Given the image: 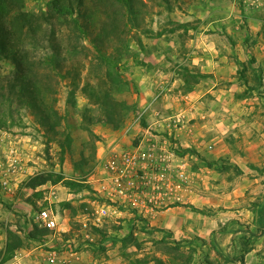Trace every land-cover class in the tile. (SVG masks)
I'll use <instances>...</instances> for the list:
<instances>
[{
  "label": "rangeland",
  "instance_id": "374dc122",
  "mask_svg": "<svg viewBox=\"0 0 264 264\" xmlns=\"http://www.w3.org/2000/svg\"><path fill=\"white\" fill-rule=\"evenodd\" d=\"M86 1V8L88 7L90 11L97 10V15H94L96 26H101L104 20L103 11L100 12L95 7L96 3L93 0ZM144 1L148 2V0ZM157 1L165 3L162 0ZM25 4L26 11L43 14L49 10L50 0H25ZM167 4L170 7L149 3L145 19L139 15L134 25L131 23L127 25L130 20L122 18L120 23L124 31L122 42L112 41L109 44V52L115 56L118 55V49H122L117 64L122 77L120 84L114 87V96L133 107L126 122L119 129L114 130L108 125L100 107L89 99L90 92L106 88V82L111 80L108 74L113 70L112 65L98 61L91 39L80 34L72 22L55 20L57 42L61 46L63 57L66 58L64 70L75 68L78 74L75 78L77 89L73 93L71 92L73 79H61L55 76L50 81L51 90L55 92L54 94L52 91V94L57 100L53 106L62 118L56 133L49 132L39 125L31 110L17 107L15 104L8 107V104L3 105L0 102V114H5L7 119L6 127L0 130V264H23L24 251L47 252L51 246L52 250L57 252L67 250L76 252L78 243L90 245L96 257L100 259L111 257L126 264H132L138 259L146 260V264H209V261L212 264H241L242 259L245 264H264V225L256 222V204L264 198V159L262 157H259L260 161L252 163L254 171H250V175H254L253 185L246 184L248 191L244 190V183L239 182V185L232 186L230 182H224L225 175H219L216 172L218 168H209L206 162L198 163L196 159L187 161L191 183L184 195L186 200L189 194L194 196L192 201L191 196L187 201L196 202V204L199 198L205 199L206 205L200 211L212 219L206 238L197 236L174 238L166 230L142 231L140 227H137L134 229L135 236L141 242V246L128 245L123 248L120 240L130 230L126 221L128 217L123 214L108 215L100 224L96 222L97 207L104 202L95 191L99 184L96 179L105 174L106 165L118 152L136 146L145 135L144 129L150 127L148 114L142 115L136 122L142 112L141 104L144 102L142 100H145L140 81H138L139 76L146 69H154L155 64L160 71L175 72L178 75L183 66L189 67L187 63H181L191 54L192 48L189 45L199 44L206 37L218 40L222 51H227L223 47L224 43L227 46L229 44L228 47L231 45L232 50H236L239 43L245 45L254 40L251 34V22L246 16L248 10L242 0H169ZM98 15L100 16L97 17ZM218 22L225 24L229 31H221V28L217 26ZM137 23L141 27H137ZM182 24L184 28L180 27ZM230 24L236 25L233 27L234 30L230 29ZM170 28H174L175 31L167 33L162 38H149L144 34L146 29L157 31ZM47 40L45 38L42 48L33 52L34 57L41 59L44 56L54 55ZM159 42H162L166 49L164 46L161 47ZM168 44L173 46L172 49H167ZM251 55L242 47L238 57L248 62ZM155 58L160 61L156 63ZM12 70L9 62L0 63L2 77H9ZM163 82H166V79ZM228 84L230 83H224L222 86ZM88 85L91 86L89 89ZM84 86H87V91H83ZM238 87L242 90L240 92L242 94L244 87L240 84ZM156 90H160V85L156 86ZM165 95L166 92L160 96V104H166ZM162 100L164 102L161 103ZM241 101L252 102L260 108L259 111H262L264 90L260 89L248 99ZM158 106L161 108V105ZM166 110H162L164 116L167 113ZM262 115L263 113H258L257 117L263 120ZM243 116L250 118L249 115ZM88 128L93 131V135L89 133ZM66 134L71 137L72 143L70 147H66L62 162L60 144L65 142ZM227 136L234 137L231 133ZM13 148L16 150L15 154L11 152ZM179 151L181 152L182 149L180 148ZM258 154L260 155L261 152ZM13 158L18 160L15 170H12L11 166ZM225 161L220 162L218 167L225 166ZM64 163L67 178L91 182L88 185V191L79 192L78 198L74 200L76 209L69 208L70 212L76 213V216L69 224L70 231L66 233L61 231L63 227L61 213L67 202L56 204L50 203L49 199L45 203L35 202L37 211L31 205L27 206V198H33L34 201L38 198L34 196V193L27 195L30 192V188L27 187L30 179L51 171L64 172L62 170ZM232 167L228 180L237 176L236 168L238 167ZM21 173L25 177L19 184V190L11 191L12 180ZM47 191V189H40L41 198L39 199L49 198ZM8 196L20 198L23 204L14 205L6 202ZM87 199H90L89 203ZM44 208H51L60 224V230L51 231L45 238L50 244H46L47 241L25 240L24 246L16 251L11 260L5 262L4 254L9 233L23 236L26 231L33 228L35 215ZM84 215L89 217L87 221L83 219ZM97 230H100L102 234H108L111 240H103V235L97 233ZM223 230L228 233L232 231L235 234L238 233L236 242L229 246L228 233ZM248 247L255 249L256 253L246 260ZM45 262L51 261L45 260Z\"/></svg>",
  "mask_w": 264,
  "mask_h": 264
},
{
  "label": "crops",
  "instance_id": "0c3cea01",
  "mask_svg": "<svg viewBox=\"0 0 264 264\" xmlns=\"http://www.w3.org/2000/svg\"><path fill=\"white\" fill-rule=\"evenodd\" d=\"M246 10H248L246 16L251 22V34L254 37L251 43L248 42L245 45L239 43L236 50H232L231 45L228 47L229 44L227 46L224 43L223 47L227 51H222L218 40L206 37L199 44L189 45L192 48L190 50L191 54L186 59L184 58L181 63H187L190 69L204 76L206 75L205 78H202L199 83L194 85L191 91L186 90L181 74L176 75L175 72L174 74L172 72L160 71L156 64L153 65L154 69H146L139 76L138 81H140L139 84L145 98V100H142L144 102L141 104V114L149 115L148 120L150 124V127L144 129L145 135L143 138L148 137L151 133L167 136L171 140L176 152H180L179 149H182L181 153L183 155L179 154V156L188 166L190 159H196L198 163L201 162V158L216 162L215 168H217L220 162L226 160L224 163L230 167L221 168L216 172L219 175H225L224 182H230L232 186L235 184L239 185V182L244 183V190L248 191L246 184L251 183L253 185L252 177L254 175H250L254 171L252 163H254L253 161H260L259 157L264 159V154H262L264 153V109L259 111L260 108L254 103L241 101L237 97L242 90L238 87L240 83L238 81V65L236 61H245L242 57H238L239 50L243 47L247 52L252 54L250 57L256 60L255 67L263 72L264 79V3L260 7H249ZM224 25L223 23H217L221 31L228 29ZM230 25V29L234 30L233 27L236 25ZM159 44L162 45L161 47L164 46L162 42H159ZM168 45L167 49H172L173 46L171 44ZM161 47L157 46V48ZM164 49H166L165 46ZM175 58L177 59V56ZM157 59L155 58L156 63L160 61ZM165 79L166 82H163ZM224 83H230L231 85L222 86ZM157 85H160V90L158 91L156 90ZM165 92L166 104H160V96L165 94ZM158 105H161V108ZM162 110L167 111L165 116ZM258 113H263L261 116L263 120L257 117ZM244 114L249 115L250 118H245ZM170 120L177 122L172 127H169L168 121ZM228 133H231L234 137L227 136ZM260 152L261 154L259 155L258 153ZM241 155L243 156V160H241ZM246 164H249V166H246ZM231 166H237L242 171V174L228 180V174L233 170ZM62 170L67 177L65 163L62 166ZM24 177L25 175L21 173L12 180L11 191L19 190V184ZM84 183L89 185L91 182L88 180ZM40 189H47L46 194L55 191L56 197L50 200V203L67 202L73 210L76 209L74 200L78 198L79 193L61 184L52 185L48 183L38 187L37 192ZM84 191H88V189H84ZM34 192V190L30 189L27 195ZM189 196L191 195H188L187 200L190 199ZM193 198L194 196H191V201ZM47 199L49 198L44 197L35 200V202L39 203L43 201L45 203ZM187 200L184 195L181 203L166 211L155 214L147 219L148 223L151 227L172 233L174 238H187L190 236H197L199 238L208 237L209 225L212 219L208 218L205 213L200 212L204 205H206L205 199L203 197L202 199L199 198L198 204L196 202H188ZM7 201L14 205L23 204L18 197L8 196ZM86 201L89 203L90 199ZM30 205L32 206L28 202L27 206ZM192 206L198 211L192 210ZM66 207H63V213H61L63 219L61 231L64 233L70 231L69 224H71L76 216L75 212H70L69 207ZM122 214L128 217V219L133 216L128 210H123ZM84 218L87 221L89 217L84 215ZM85 220L83 221L85 222ZM227 235L228 245L230 246L233 242H236L235 238L238 233L235 234L232 231ZM46 244H50V242L47 241ZM76 246L78 248L75 255L71 256L68 250L60 251L53 261L51 260L54 253L52 246L47 252L36 250L24 251L23 264H126V262L112 259L111 257H103L101 259L96 257L90 245L78 243ZM253 253H256V250L248 247L246 260ZM45 260H50L51 262L46 263Z\"/></svg>",
  "mask_w": 264,
  "mask_h": 264
},
{
  "label": "trees",
  "instance_id": "16d2710c",
  "mask_svg": "<svg viewBox=\"0 0 264 264\" xmlns=\"http://www.w3.org/2000/svg\"><path fill=\"white\" fill-rule=\"evenodd\" d=\"M96 8L103 11V21L101 26H96L95 17L97 10H89L86 8V0H50L49 10L43 14L28 12L25 9V0H0V63L7 61L11 64L13 70L9 77L0 75V102L3 105L8 104L12 107L14 104L20 108H26L33 112L35 119L39 125L46 128L49 132L56 133L57 126L61 123V116L54 108L56 98L52 94L50 81L55 76L61 79H73L71 82L73 93L77 89L75 78L78 74L75 68L65 69L66 58L63 57L60 44L57 42V33L55 30V20L59 22H72L75 29L85 38H90L95 57L100 62H108L112 65V72H109L107 86L103 90L90 92L89 99L97 104L102 112L105 122L114 130L119 129L127 120L129 112L133 110L125 101H120L114 96V90L121 82V73L118 67L119 54L121 48L118 49V55L109 52V44L112 41L122 42L124 31L121 28L122 18H128V23L134 25L137 17L141 15L145 19L149 3L158 4L160 6L167 5L169 0H93ZM98 15L97 17H99ZM137 27H141L137 23ZM180 27H185L184 24ZM135 28V27H134ZM174 28L162 29L154 31L152 29L144 30V34L149 38H162L167 33H173ZM47 38L49 46L52 48L54 55L44 56L41 59L34 57L33 52L42 48L43 40ZM238 65V81L244 92L237 97L248 99L256 91L264 90L263 72L255 67L256 60L251 58L248 62L240 60L236 61ZM185 88L191 91L197 83L205 78L202 75L187 66L180 69ZM110 82V83H108ZM88 85V89H89ZM83 91H87L84 86ZM54 92V91H53ZM55 94V92H54ZM7 125L5 114H0V130ZM93 135L91 129H87ZM59 141V140H58ZM72 139L66 134L65 142H61L62 146V162L66 147H70ZM177 154L183 155L181 152ZM202 162H206L209 168H215L216 162H209L201 158ZM229 166L217 165V170L225 169ZM236 175H241L242 171L236 168ZM51 183L52 185L61 184L70 188L76 193L88 188V185L81 181L67 178L63 172L51 171L31 178L27 183V187L34 190V196L41 198L38 187ZM38 193V194H37ZM32 204L35 211L36 203L33 198H27ZM71 208L70 204H64ZM257 223L264 225V198L256 204ZM192 210L198 211L195 207ZM40 211V210H39ZM201 212V211H200ZM132 218L126 220L130 230L121 241L123 248L128 245L140 247L141 242L136 238L135 231L140 227L142 231H162L159 228L151 227L146 218L140 216L137 212H132ZM203 213V212H201ZM33 228L26 231L23 236L9 233L7 238L4 261L11 260L16 251L24 246L25 240L35 242H45V238L50 235V230L40 227L37 223H32ZM227 232L226 230H223ZM102 234L100 230L96 231ZM170 233V232H169ZM228 233V232H227ZM172 234V233H170ZM103 240L108 241V234H102ZM241 264H245L244 259L240 260ZM212 264V262H208ZM132 264H146V260L138 259Z\"/></svg>",
  "mask_w": 264,
  "mask_h": 264
},
{
  "label": "built area",
  "instance_id": "2783aa9c",
  "mask_svg": "<svg viewBox=\"0 0 264 264\" xmlns=\"http://www.w3.org/2000/svg\"><path fill=\"white\" fill-rule=\"evenodd\" d=\"M247 8L260 7L264 0H242ZM140 114L136 119L139 121ZM177 121H168L169 127ZM12 153H16L13 148ZM17 158L12 160V170L17 168ZM97 194L104 200L96 211L100 224L108 215H122L123 210L137 212L149 219L182 202L191 183L188 164L175 151L167 136L149 134L136 146L122 150L106 165L105 174L96 179ZM49 200L56 197L49 193ZM35 223L50 231L60 230L57 215L44 208L35 215ZM57 251L52 254L53 259ZM76 252L71 251L70 255Z\"/></svg>",
  "mask_w": 264,
  "mask_h": 264
}]
</instances>
